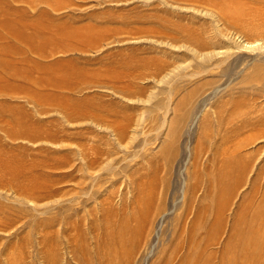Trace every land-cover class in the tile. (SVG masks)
I'll list each match as a JSON object with an SVG mask.
<instances>
[{"label": "rangeland", "instance_id": "374dc122", "mask_svg": "<svg viewBox=\"0 0 264 264\" xmlns=\"http://www.w3.org/2000/svg\"><path fill=\"white\" fill-rule=\"evenodd\" d=\"M253 40L264 0H0V264H264Z\"/></svg>", "mask_w": 264, "mask_h": 264}, {"label": "bare ground", "instance_id": "6f19581e", "mask_svg": "<svg viewBox=\"0 0 264 264\" xmlns=\"http://www.w3.org/2000/svg\"><path fill=\"white\" fill-rule=\"evenodd\" d=\"M260 43H263L262 45H264V42H259V40H253V41H245L242 46H245L244 48H254V47H258V45H260ZM208 53V52H207ZM217 54V52H214V53H210L209 56L208 55H205V54H200L201 58L205 59V57L207 58L212 56V55H215ZM221 54V53H219ZM197 56H199L197 54ZM210 59V58H209ZM230 165V164H229ZM222 185V184H221ZM216 226V225H215ZM250 236V234H249ZM119 238V237H118ZM91 239V238H90ZM109 240V239H108ZM115 240V238H114ZM179 242H176L175 244L176 245H170L169 247H166V248H163L160 252V254L157 256V259L153 262H151V264H173V261L175 260L177 263H174V264H204L202 261V255H200L199 252H196L195 253H192L194 254L195 256L193 257V260H191V258H184V254H181L180 253V249L178 248V245L181 243L180 241V238L178 239ZM117 241V239L115 240ZM124 241V240H123ZM109 242V241H108ZM191 243V242H190ZM189 243V244H190ZM101 244V243H100ZM103 244V243H102ZM118 244V243H117ZM187 244V243H186ZM104 245V244H103ZM113 245V244H112ZM185 245V244H184ZM107 246V245H106ZM182 246V245H181ZM186 246V245H185ZM91 247V246H90ZM99 247V246H98ZM110 247V245H109ZM115 247V246H114ZM118 247V246H117ZM121 247V246H120ZM119 247V248H120ZM123 247V246H122ZM120 248L121 250L123 248ZM107 248V247H106ZM186 248V247H185ZM100 249V248H98ZM182 249V248H181ZM109 250V248H108ZM184 250V249H183ZM186 250V249H185ZM119 251V250H118ZM113 252V251H112ZM191 252V251H190ZM193 252V251H192ZM79 254H88L87 251H84L83 248L81 247L80 244L76 245V247H73L71 248L70 250V259L72 260H75L74 264H118L116 263V261H114V258L112 259V256H108L106 257L105 256V260H100L98 258H85L84 260H82L78 255ZM100 253V252H99ZM114 253V252H113ZM113 253H110L109 252V255L113 254ZM180 253V254H179ZM106 254V253H105ZM127 255V254H126ZM89 256V255H88ZM188 256V255H187ZM192 256V255H191ZM62 257V256H61ZM100 258V257H99ZM68 259V258H66ZM126 259V258H125ZM63 261V260H62ZM58 262V261H57ZM68 263V262H67ZM44 264H51V259L49 257V255H46L45 256V261H44ZM58 264V263H57ZM72 264V263H71Z\"/></svg>", "mask_w": 264, "mask_h": 264}, {"label": "crops", "instance_id": "0c3cea01", "mask_svg": "<svg viewBox=\"0 0 264 264\" xmlns=\"http://www.w3.org/2000/svg\"><path fill=\"white\" fill-rule=\"evenodd\" d=\"M7 27H9V26H7Z\"/></svg>", "mask_w": 264, "mask_h": 264}]
</instances>
